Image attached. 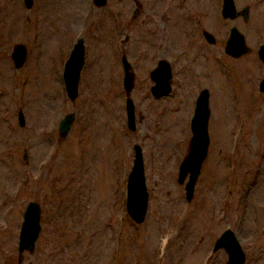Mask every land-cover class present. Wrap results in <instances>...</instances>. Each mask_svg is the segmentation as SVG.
Returning <instances> with one entry per match:
<instances>
[{"label":"rangeland","instance_id":"374dc122","mask_svg":"<svg viewBox=\"0 0 264 264\" xmlns=\"http://www.w3.org/2000/svg\"><path fill=\"white\" fill-rule=\"evenodd\" d=\"M189 3L204 9L201 25L221 49L233 22L214 18L211 0ZM166 5L31 0L26 8L22 0H0V264H224L226 253L212 246L225 229L240 244L244 264H264V90L258 89L264 64L255 54L264 44V2L252 0L249 22L237 23L251 51L238 59L220 50L212 58L214 49L197 42L192 22L184 23L180 0L164 11ZM77 37L84 58L70 101L61 71ZM15 44L26 51L18 68L10 57ZM123 54L133 73L128 95ZM160 58L170 64L171 88L153 98L148 72ZM202 88L208 146L186 201V177L176 182L177 167ZM126 97L134 107L132 131L125 124ZM66 113L73 120L59 137L57 123ZM134 143L148 197L139 224L124 209ZM29 201L39 205L40 230L32 251L18 255Z\"/></svg>","mask_w":264,"mask_h":264},{"label":"water","instance_id":"95a60500","mask_svg":"<svg viewBox=\"0 0 264 264\" xmlns=\"http://www.w3.org/2000/svg\"><path fill=\"white\" fill-rule=\"evenodd\" d=\"M22 2L26 8L31 5V0H22ZM105 3L106 0H92V4L95 7H101L105 5ZM233 11L234 7L232 0H223L222 15L225 16L226 13L232 14ZM244 50L242 36L235 28H231L224 51L237 56L242 54ZM234 51L237 53H234ZM257 53L260 61L264 63V47L260 46ZM25 54V47L22 44H15L12 46L10 57L14 68H18L23 64ZM83 58L84 45L82 39L77 37L72 48L69 50L61 71L64 93L70 101L74 100L77 96V84L79 73L83 65ZM120 61L122 65V87L125 94L128 95L133 85V73L124 55L121 57ZM148 76L153 82L149 89L153 98H160L169 93L171 72L166 61L160 60L157 66L148 73ZM258 89L264 90L263 80L259 82ZM124 111L126 127L132 131L135 127V114L133 103L129 97L124 99ZM208 115V91L202 88L195 97L192 114L189 119L190 137L188 140L187 152L177 167L176 182L181 184L186 177L183 184L186 201H188L192 195L200 165L206 156L208 146ZM72 120V113H66L58 120L57 134L59 137L65 136L71 126ZM17 121L21 126L24 124L23 113L20 109L17 111ZM131 149L133 154L131 166L126 176L124 209L131 221L135 224H139L144 219L148 197L144 182L141 148L134 143ZM39 213V205L34 201H29L24 206L20 227L17 233L18 255L22 251H32L40 230ZM219 248L226 253V261L224 264H244V252L233 232L229 229L223 230L214 241L212 250Z\"/></svg>","mask_w":264,"mask_h":264},{"label":"flooded vegetation","instance_id":"af4514ba","mask_svg":"<svg viewBox=\"0 0 264 264\" xmlns=\"http://www.w3.org/2000/svg\"><path fill=\"white\" fill-rule=\"evenodd\" d=\"M190 1L191 0H180V4L182 6V12H183L184 19H185V22L184 23H186V22H189V23L192 22L194 26H192L189 30H194L196 33L197 32L200 33V36H201V39L197 40V42L202 44V41L201 40H203L206 43V45L208 46V47H206V46L205 47H206V49H209V52L212 51L210 49V47H212L214 49V51L211 52L212 53L211 54V57L212 58L215 57L216 55L218 56L217 53L219 52V50L222 51L223 54H225L226 56H228V57H230L232 59H238L241 56H245L246 54H249L251 52L250 51V47H248L247 44H246L245 36L239 30L237 23L246 25L247 22H249V19L251 17V6H252L251 5V2H252V0H232V4H233V7H234V11H233L232 14H230V13L227 14L226 13L225 16L222 15V3H223V0H211L212 1V5L214 7V13H215V17L214 18H217V19L220 18V19H222L224 21H227V22L228 21L229 22H233V24L231 23L227 27V34H226V36H225V38L223 40V45H222V48L221 49L219 48V41L216 39V37H214V35L209 30L203 28L202 25H201V23L202 24L204 23L205 17H207V16H204V9H202L200 6L194 7V9H191L192 7L190 8L191 5L189 3ZM258 1L264 2V0H258ZM170 2H172V0H167V5H166V8L164 9V11L167 10ZM239 2H242V4L238 5ZM197 5H199V2H197ZM191 10H193L196 15L193 16V15L189 14L191 12ZM134 12L136 13L137 11L134 10ZM161 16H162V14H161ZM218 21L219 20H217V23H218ZM218 25H216L215 27H218ZM212 27H213V24H212ZM215 27H213V28H215ZM231 28H235L240 33V35L242 36V39H243V45H244V49L245 50H244V52L242 54L237 55V56H234V54L226 53L224 51L225 46H226V41H227V39L229 37V33H230V29ZM187 33L189 34V36L193 37V39L191 38V40L194 41V38L195 37L192 36V35H194L193 32H191V35H190L189 32H187ZM260 46H263L264 47V44H259L257 46L256 52H255L256 57L258 58L259 61H260V59L258 57V53L257 52H258ZM234 53H237V52L234 51ZM123 55H121V57ZM121 57H120V59H121ZM160 60L166 61L168 63L169 68H170V64L167 61V59L160 58V59H157V60L154 61L153 66L151 67L150 71L153 70L157 66V63ZM120 63H121V61H120ZM261 63H263V62H261ZM121 68H122V65H121ZM170 72H171V68H170Z\"/></svg>","mask_w":264,"mask_h":264}]
</instances>
